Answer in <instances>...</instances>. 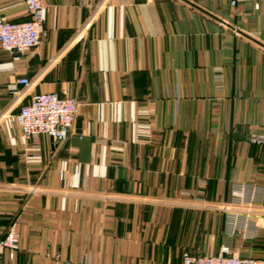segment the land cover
I'll list each match as a JSON object with an SVG mask.
<instances>
[{"label": "crops", "instance_id": "1", "mask_svg": "<svg viewBox=\"0 0 264 264\" xmlns=\"http://www.w3.org/2000/svg\"><path fill=\"white\" fill-rule=\"evenodd\" d=\"M43 1L40 45H0V231L21 233L0 264H182L223 243L264 256V199L254 239L220 237L234 183L264 196L249 142L264 133V0ZM0 15L28 18L18 0ZM51 91L79 101L71 135L25 139L13 114Z\"/></svg>", "mask_w": 264, "mask_h": 264}, {"label": "built area", "instance_id": "2", "mask_svg": "<svg viewBox=\"0 0 264 264\" xmlns=\"http://www.w3.org/2000/svg\"><path fill=\"white\" fill-rule=\"evenodd\" d=\"M24 4L28 18L23 21H12L0 15V45L10 51L16 58L27 51L38 47L42 38L47 35L44 25L43 0H18ZM243 0H230V5L236 7ZM262 0H254L255 8H259ZM224 78L221 68L215 73V81L220 84ZM20 84L29 85L26 76L18 78ZM79 101L74 96L61 95L58 92H41L31 95L29 101L19 107L13 114V119L21 128L25 139L29 140L39 134L52 137L56 143L63 142L72 133ZM249 142L264 145V133L254 132L249 136ZM199 193L205 194L203 190ZM264 196L258 185L244 182L234 183L229 202L221 204L225 213L223 235L228 238L237 236L246 240L254 239L258 234V225L251 218L252 207L262 202ZM232 206L244 208L243 211L233 210ZM21 233L15 224L7 230L0 231V254L8 252L10 258L20 249ZM54 257L61 260V254ZM64 264H68L64 262ZM182 264H264V256L241 255L231 245L223 243L217 253L198 254L190 249L182 251Z\"/></svg>", "mask_w": 264, "mask_h": 264}, {"label": "rangeland", "instance_id": "3", "mask_svg": "<svg viewBox=\"0 0 264 264\" xmlns=\"http://www.w3.org/2000/svg\"><path fill=\"white\" fill-rule=\"evenodd\" d=\"M223 211V210H222ZM224 212V211H223ZM220 237L222 238V237H225V238H223V240L224 239H226V240H229V241H231V239H232V241H233V243H237V244H241V242H243V243H245L246 241H248V240H246V239H243V238H241L240 236L238 237H235V238H228V237H226V236H222V235H220ZM227 244H229L230 245V243H227ZM239 245H237L238 247H239ZM232 248H233V246H232Z\"/></svg>", "mask_w": 264, "mask_h": 264}, {"label": "trees", "instance_id": "4", "mask_svg": "<svg viewBox=\"0 0 264 264\" xmlns=\"http://www.w3.org/2000/svg\"><path fill=\"white\" fill-rule=\"evenodd\" d=\"M223 227H224V225H223ZM221 235L223 236V229H222Z\"/></svg>", "mask_w": 264, "mask_h": 264}]
</instances>
